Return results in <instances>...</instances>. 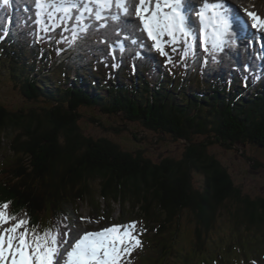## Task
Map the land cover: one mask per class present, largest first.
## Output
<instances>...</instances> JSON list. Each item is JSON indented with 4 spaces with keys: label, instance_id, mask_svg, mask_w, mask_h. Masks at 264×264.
I'll return each mask as SVG.
<instances>
[{
    "label": "trees",
    "instance_id": "16d2710c",
    "mask_svg": "<svg viewBox=\"0 0 264 264\" xmlns=\"http://www.w3.org/2000/svg\"><path fill=\"white\" fill-rule=\"evenodd\" d=\"M52 51L54 45L41 49L12 35L0 41V77L29 104L10 109L0 100V146L9 141L11 152L0 168V204H13L16 215L27 211L32 225L41 228L51 219L73 221L79 202L91 203L95 213L106 206L110 214L121 203L124 213L145 214L159 249L176 241L179 226L189 220L197 223L194 234L202 251L221 216L243 225L238 233L251 231L263 239L264 198L245 193L211 148L240 145L243 154L249 144L264 149V82L250 91L240 76L233 82L201 77L193 68L190 76L163 70L159 81L141 71L134 83L126 82L127 71L106 81L89 73V65L53 62ZM68 65L80 73L74 80ZM85 106L100 107L128 125L141 124L158 139L183 140V151L156 160L108 135L87 133L80 124ZM140 136L134 139L142 142ZM195 173L203 174V184H196ZM97 179L99 193L91 187Z\"/></svg>",
    "mask_w": 264,
    "mask_h": 264
},
{
    "label": "snow or ice",
    "instance_id": "6c2138e0",
    "mask_svg": "<svg viewBox=\"0 0 264 264\" xmlns=\"http://www.w3.org/2000/svg\"><path fill=\"white\" fill-rule=\"evenodd\" d=\"M3 3L8 5L9 0H3ZM34 3L37 17L34 22L43 24L42 18L47 15L51 25H45L44 32L54 31L61 23L66 26L68 21L73 20L74 9L79 13L74 18V27L82 25V32L89 27L83 24L85 19H105L102 13L110 10L113 3L120 10L112 17L113 20H120L129 13L127 0H34ZM90 5L96 6L95 11ZM244 11L248 20L228 0H203L198 8L192 0H138L135 17L140 23L138 30L152 41L154 50L168 58V63L173 62L170 50L180 53L179 59L185 66L188 59L201 57L202 63L207 65L209 62L217 63L219 55L238 41L246 39L251 46L253 40L258 43L264 40V18L254 11ZM86 12L87 17L84 15ZM128 23L131 22L125 20V24ZM99 26L107 25L102 23ZM253 29L255 32H252ZM241 33L244 35L241 36ZM76 36L73 31V38ZM125 39L130 37L126 35ZM131 43L144 46L139 37L132 38ZM260 46L264 49V43ZM124 50L121 42L120 51ZM8 208L9 202L0 204V264H122L125 256L141 246L137 222L133 221L100 231H85L65 248L71 231L67 224L58 220L40 230L38 225L30 223L29 218H17L16 214L8 212ZM62 228L65 231L62 232Z\"/></svg>",
    "mask_w": 264,
    "mask_h": 264
},
{
    "label": "rangeland",
    "instance_id": "374dc122",
    "mask_svg": "<svg viewBox=\"0 0 264 264\" xmlns=\"http://www.w3.org/2000/svg\"><path fill=\"white\" fill-rule=\"evenodd\" d=\"M256 6L264 13V0L257 2ZM24 21L25 22L22 20V22L19 23L17 29L23 27L24 23H26V20ZM5 29H7V27H5ZM40 30L41 29L38 28L39 32ZM21 31L22 30H19V33H21ZM59 31L60 27L55 28L53 33L50 31L43 32L47 33V38L55 34V37L62 40V44L66 43L68 36L67 31L64 30L66 33ZM33 33L34 31L27 29L24 40L27 41V39H29V43H33L35 37ZM38 35L43 38V34ZM98 40L100 41V39ZM38 41L45 44V42L40 41V39ZM58 47H60V45H58ZM251 48V46H245L240 50L242 54H245L246 57L249 58V60L255 61L257 57L255 54H252L253 52L251 53ZM153 54L158 60L159 58L161 59V57H163V61L168 59L161 56L159 52L154 53V49ZM169 54L171 59L176 55L175 52H171L170 50ZM189 65L190 64L188 63H186V66L184 63L177 64L178 69ZM225 67V65L222 66V68ZM114 68L113 72H116L117 67L114 66ZM66 69L68 71L70 70L69 67ZM70 71L74 75L77 74L75 69ZM177 71L181 72L180 70ZM157 73L158 70L155 71L156 75L151 78L157 77ZM131 80V77L128 75L127 83H131ZM25 99L26 98L7 77H0V100L7 107L10 109H18L22 106L27 107L29 104ZM82 112L83 118L81 119L80 124L87 133L95 136L108 135L129 150L142 149L145 154L154 157L156 160L168 156L176 157L181 155L183 151L185 141L182 140L177 142L173 141L171 138L168 140L158 139L155 134L148 132L141 124L131 123L128 125L121 119L105 114L100 107L85 106ZM94 119H97L101 125L97 124ZM102 124H104L105 127H109V130H105V127H103ZM115 129H120L121 131L118 133ZM136 133L141 134L140 137L143 138L142 142H137L134 139V134ZM8 144L9 141H5L2 146H0V168L2 162L7 161L11 155ZM236 146L237 147H233V149H226L220 145H215L211 148V151L226 167H228L236 184L240 186L245 193L251 195L253 198H264V168H255L254 161L252 162V160H256L264 165V149L249 144L248 146L243 147L247 152V154H243L240 152L242 147L240 148V145ZM203 180V174L195 173V182L197 185L200 183L203 184ZM91 187H93V190L96 193H99L101 181L98 179L92 181ZM105 203H107V201L104 199L103 204ZM105 207L106 206L103 208ZM123 208L124 207L121 203H117L111 208V217H109L107 213L100 216L94 212L95 210L91 203L80 202L73 211L76 217L74 223H76L75 225L78 229L82 228L84 226L82 224L84 223H87V226L91 224L94 228H107L116 224L126 225L133 221L137 222V233L138 238L141 240V246L134 249L130 255L125 256L122 264H186L188 255L190 256L188 264H252L253 261H255V264H264V235H262V239L261 237L258 238V234H256L257 237L251 231L243 234L238 233L243 225L236 226L233 221H225L224 216L218 218L216 224L213 225L211 232L208 235L210 238H205L202 241V251L199 248L197 249L199 241L197 235L194 234L195 229L197 228V223H194L193 221L188 222L189 220H184L179 226L176 241H169L167 248L162 247L159 249V244H156L155 246L154 240H151V237H153V231H151L152 223H148L145 219V214L142 215L139 214L138 211H132L129 209H126L124 213ZM101 213L103 212L101 211ZM82 217L85 219L82 220ZM22 218L25 217L23 216ZM234 226H236V228H233ZM170 229L171 228H169L168 233H166L167 235L169 234ZM231 229H234L237 234L232 233ZM75 238L76 237H69V243L71 244L74 242ZM192 238H194L193 242L191 240ZM164 252H166V254H164ZM161 258H165L166 261L163 259L159 262V259Z\"/></svg>",
    "mask_w": 264,
    "mask_h": 264
},
{
    "label": "bare ground",
    "instance_id": "6f19581e",
    "mask_svg": "<svg viewBox=\"0 0 264 264\" xmlns=\"http://www.w3.org/2000/svg\"><path fill=\"white\" fill-rule=\"evenodd\" d=\"M196 1H197V0H192V3H193V5H194L195 7H196ZM259 1H261V0H255V1H250V0H228V3L231 4L232 6H234L235 8L239 9L241 13H245V11H244L243 9H247V11H254V12H256L258 15H260L262 18H264V13L261 12V11L258 9V7L256 6V3L259 2ZM113 4H115V3H113ZM130 6H131V7L129 8V13H128V15L131 13V10H133V8H134V7H132V3H130ZM95 7H96V6L93 5V9H94V11H95ZM31 8H32V6H31L28 10H31ZM111 8H113V7H111ZM117 9H118V8H117ZM15 10H16V11L21 10L22 12H25V9L20 8L17 4L15 5ZM119 11H120L119 9H118V10L114 9V10L108 15V16H109V19H112V17H113L114 15H118V14H119ZM107 12H108V11H106V13H107ZM85 14L88 15L87 12H86ZM193 17H194V16H193ZM120 21H121V20H120ZM97 22H98V25H100V22H99V21H97ZM112 27H116V29H117V25H115V24H113ZM119 28H120V30H122V28H127V26L122 24V26H119ZM99 29L102 31V28H101V27H99ZM102 32H104V31H102ZM112 32H114V31H112ZM104 33H105V32H104ZM114 33H117V32H114ZM138 36H140V37H142L143 39H145V38H144V34H143L142 32H139ZM232 74H233V72H232L231 74H229L228 70L226 71V75H227L228 77H231ZM73 77L75 78V75H74V74H73Z\"/></svg>",
    "mask_w": 264,
    "mask_h": 264
}]
</instances>
